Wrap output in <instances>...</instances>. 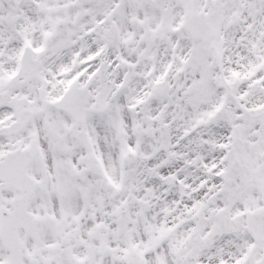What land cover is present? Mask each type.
Wrapping results in <instances>:
<instances>
[{"label": "snow or ice", "instance_id": "1", "mask_svg": "<svg viewBox=\"0 0 264 264\" xmlns=\"http://www.w3.org/2000/svg\"><path fill=\"white\" fill-rule=\"evenodd\" d=\"M0 264H264V0H0Z\"/></svg>", "mask_w": 264, "mask_h": 264}]
</instances>
